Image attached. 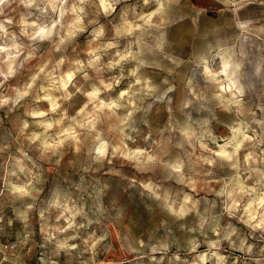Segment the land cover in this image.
Segmentation results:
<instances>
[{
	"label": "clouds",
	"instance_id": "obj_1",
	"mask_svg": "<svg viewBox=\"0 0 264 264\" xmlns=\"http://www.w3.org/2000/svg\"><path fill=\"white\" fill-rule=\"evenodd\" d=\"M0 264H264V0H0Z\"/></svg>",
	"mask_w": 264,
	"mask_h": 264
}]
</instances>
